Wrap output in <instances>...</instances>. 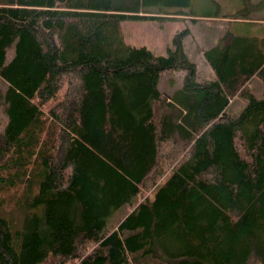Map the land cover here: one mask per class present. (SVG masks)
<instances>
[{
	"label": "trees",
	"instance_id": "16d2710c",
	"mask_svg": "<svg viewBox=\"0 0 264 264\" xmlns=\"http://www.w3.org/2000/svg\"><path fill=\"white\" fill-rule=\"evenodd\" d=\"M190 7L0 0V264H264V36L221 37L204 80L189 28L166 56L125 42L124 21ZM168 72L182 83L164 98Z\"/></svg>",
	"mask_w": 264,
	"mask_h": 264
},
{
	"label": "rangeland",
	"instance_id": "374dc122",
	"mask_svg": "<svg viewBox=\"0 0 264 264\" xmlns=\"http://www.w3.org/2000/svg\"><path fill=\"white\" fill-rule=\"evenodd\" d=\"M250 3L247 16L250 21L242 22L232 18L246 7L245 0H191V7L184 9L189 19L124 21L122 28L126 34L125 42L137 48L146 47L155 55L166 56L168 49L172 47L175 33L189 28L191 34L187 40V53L190 60L198 65V79L211 78L213 73L198 49L217 44L219 39L228 32L264 36V0H250ZM152 8V11L161 13L171 11L162 6H152ZM181 83L180 73L162 74L159 84L162 96L168 98ZM262 87V82L256 77L249 83L250 91L257 97L262 96ZM6 88V83L0 79V133L3 132L7 123V106L4 101ZM246 103L244 97H237L232 103L231 112L236 115L240 114ZM122 213L119 212L116 216H121ZM137 264L157 263L145 259ZM252 264H258V262L253 259Z\"/></svg>",
	"mask_w": 264,
	"mask_h": 264
},
{
	"label": "crops",
	"instance_id": "0c3cea01",
	"mask_svg": "<svg viewBox=\"0 0 264 264\" xmlns=\"http://www.w3.org/2000/svg\"><path fill=\"white\" fill-rule=\"evenodd\" d=\"M176 19H189V18H176ZM143 21H146V20H143ZM149 21H152V20H147L146 22H149ZM123 29V28H122ZM123 33H124V37H125V40H126V34H125V30L123 29ZM187 40H188V38L186 39V49H187ZM205 41V40H204ZM209 47H211V46H209ZM209 47H207V48H209ZM200 48V47H199ZM207 48H205L204 46L203 47H201L200 49H198V52L200 51V53H201V55H202V57H203V53H204V51L207 49ZM187 51H188V49H187ZM260 81V80H259ZM261 82V81H260ZM181 86V85H180ZM179 86V87H180ZM178 87V88H179ZM178 88H176V89H178ZM175 89V90H176ZM173 93V92H172Z\"/></svg>",
	"mask_w": 264,
	"mask_h": 264
}]
</instances>
